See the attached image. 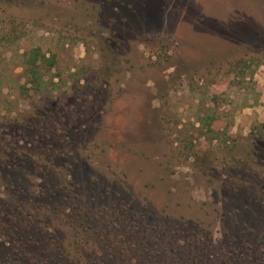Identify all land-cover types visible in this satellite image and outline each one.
I'll return each instance as SVG.
<instances>
[{
    "label": "rangeland",
    "instance_id": "rangeland-1",
    "mask_svg": "<svg viewBox=\"0 0 264 264\" xmlns=\"http://www.w3.org/2000/svg\"><path fill=\"white\" fill-rule=\"evenodd\" d=\"M0 264H264V0H0Z\"/></svg>",
    "mask_w": 264,
    "mask_h": 264
},
{
    "label": "trees",
    "instance_id": "trees-1",
    "mask_svg": "<svg viewBox=\"0 0 264 264\" xmlns=\"http://www.w3.org/2000/svg\"><path fill=\"white\" fill-rule=\"evenodd\" d=\"M35 62H36V57H35L34 53L30 52V50H28L27 52H25L23 54L22 65H23L25 70H31L32 74H35V72L33 71V67L35 66ZM34 79L36 80V77ZM20 240H22V239H20Z\"/></svg>",
    "mask_w": 264,
    "mask_h": 264
}]
</instances>
